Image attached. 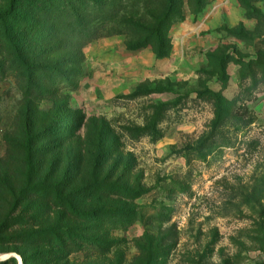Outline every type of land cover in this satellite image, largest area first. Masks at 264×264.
I'll return each instance as SVG.
<instances>
[{
	"label": "rangeland",
	"instance_id": "1",
	"mask_svg": "<svg viewBox=\"0 0 264 264\" xmlns=\"http://www.w3.org/2000/svg\"><path fill=\"white\" fill-rule=\"evenodd\" d=\"M176 4L161 57L143 0L0 22V254L264 264V0Z\"/></svg>",
	"mask_w": 264,
	"mask_h": 264
},
{
	"label": "trees",
	"instance_id": "2",
	"mask_svg": "<svg viewBox=\"0 0 264 264\" xmlns=\"http://www.w3.org/2000/svg\"><path fill=\"white\" fill-rule=\"evenodd\" d=\"M26 9L21 11L19 3L17 0H9L7 7L5 9H0V22H8V20L18 17H22L24 14L29 16V18H35L36 20L43 21L45 15L50 10L49 16H54L59 13V19L61 22L64 21L66 25V31L70 32V36L74 34L73 29L71 28L74 22L77 23L78 28H81L82 22H84V13L82 8L76 9L74 4L76 0H25ZM93 1V0H91ZM62 2L67 4L68 8L65 5L56 6V4ZM68 2V3H67ZM153 5V10L149 12V15L145 13L143 19L139 20L135 24V28L138 30V34L141 35L142 39L132 43L129 47L145 46L147 44H152L154 46V53L157 57L166 55L170 50V39L166 34L168 27L175 20L181 17L179 8L176 4V0H143V5ZM81 10V12L79 11ZM48 16V17H49ZM66 17V18H65ZM147 18V21L145 20ZM65 18V19H64ZM5 23V24H6ZM128 25H131L129 23ZM4 36H13L9 33V29H4L2 31ZM44 31L42 34H45ZM15 36V35H14ZM144 36V37H143ZM14 38V37H13ZM15 40V38H14ZM5 231V229H0V232ZM23 258V257H22ZM0 262V264L6 263ZM24 264L27 263V258L23 259Z\"/></svg>",
	"mask_w": 264,
	"mask_h": 264
},
{
	"label": "water",
	"instance_id": "3",
	"mask_svg": "<svg viewBox=\"0 0 264 264\" xmlns=\"http://www.w3.org/2000/svg\"><path fill=\"white\" fill-rule=\"evenodd\" d=\"M12 257H16L18 259V264H24L22 256L16 252H7L4 254H0V262L6 261Z\"/></svg>",
	"mask_w": 264,
	"mask_h": 264
}]
</instances>
